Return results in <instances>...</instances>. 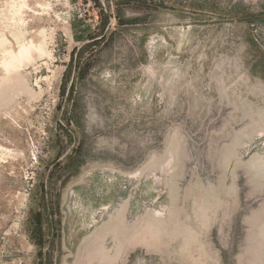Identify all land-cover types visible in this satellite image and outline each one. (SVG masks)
<instances>
[{"label":"rangeland","instance_id":"rangeland-1","mask_svg":"<svg viewBox=\"0 0 264 264\" xmlns=\"http://www.w3.org/2000/svg\"><path fill=\"white\" fill-rule=\"evenodd\" d=\"M0 264H264V0H0Z\"/></svg>","mask_w":264,"mask_h":264},{"label":"water","instance_id":"water-1","mask_svg":"<svg viewBox=\"0 0 264 264\" xmlns=\"http://www.w3.org/2000/svg\"><path fill=\"white\" fill-rule=\"evenodd\" d=\"M103 4H104V0H102Z\"/></svg>","mask_w":264,"mask_h":264},{"label":"bare ground","instance_id":"bare-ground-1","mask_svg":"<svg viewBox=\"0 0 264 264\" xmlns=\"http://www.w3.org/2000/svg\"><path fill=\"white\" fill-rule=\"evenodd\" d=\"M71 219V218H70ZM71 232V231H70Z\"/></svg>","mask_w":264,"mask_h":264}]
</instances>
